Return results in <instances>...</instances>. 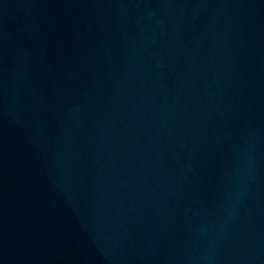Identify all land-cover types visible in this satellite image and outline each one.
<instances>
[{
    "label": "water",
    "instance_id": "95a60500",
    "mask_svg": "<svg viewBox=\"0 0 264 264\" xmlns=\"http://www.w3.org/2000/svg\"><path fill=\"white\" fill-rule=\"evenodd\" d=\"M0 264H264V0H0Z\"/></svg>",
    "mask_w": 264,
    "mask_h": 264
}]
</instances>
